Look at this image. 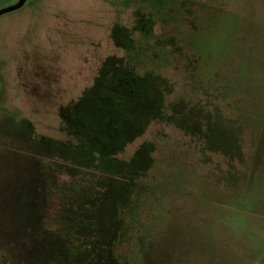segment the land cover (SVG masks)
Returning a JSON list of instances; mask_svg holds the SVG:
<instances>
[{"label":"rangeland","instance_id":"374dc122","mask_svg":"<svg viewBox=\"0 0 264 264\" xmlns=\"http://www.w3.org/2000/svg\"><path fill=\"white\" fill-rule=\"evenodd\" d=\"M5 264H264V0H0Z\"/></svg>","mask_w":264,"mask_h":264},{"label":"trees","instance_id":"16d2710c","mask_svg":"<svg viewBox=\"0 0 264 264\" xmlns=\"http://www.w3.org/2000/svg\"><path fill=\"white\" fill-rule=\"evenodd\" d=\"M0 264H5V262H4L3 258L1 257V255H0Z\"/></svg>","mask_w":264,"mask_h":264}]
</instances>
